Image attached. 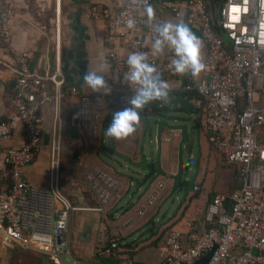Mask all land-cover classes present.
Here are the masks:
<instances>
[{
	"label": "built area",
	"instance_id": "1",
	"mask_svg": "<svg viewBox=\"0 0 264 264\" xmlns=\"http://www.w3.org/2000/svg\"><path fill=\"white\" fill-rule=\"evenodd\" d=\"M148 2L156 14L153 23H159L154 0ZM158 6L199 30L208 46L207 79L195 80L183 87V91L192 96L193 106L210 132L212 146L227 167L237 169L241 183L237 191L217 194L205 206L204 232H196L194 222L189 220L187 233L174 229L167 234L161 264H197L207 255L210 256L206 264H264V131L260 129L264 127V0H226L216 24L204 0L184 3L161 0ZM111 7L112 11L93 8L91 16L106 22L110 39L127 38L129 53L148 52L149 62L157 66V55H152L151 47L136 37L137 31L144 29L152 43V26L142 7L133 5L131 0H113ZM12 16L10 11L0 16L3 45L11 44ZM128 19L135 20L133 29L127 27ZM107 59L118 79L116 94L86 97L76 89L71 91L79 99L81 125L89 134H94L95 124L103 113L122 110L133 95L123 82L126 60L114 50ZM0 65L15 78L12 116L0 123V157L8 165L0 171L2 241L8 247L46 254L55 264H78L71 252L76 207L63 193L60 183L65 78L60 72L42 75L31 71L27 53H15L11 62L0 59ZM46 83L54 86L52 98L43 94ZM48 102H53L54 107L50 184L41 188L25 180L23 173L35 161L41 147L42 109ZM143 114L155 115L150 108L143 110ZM18 126L24 127L26 141L21 147H12L7 142ZM174 136L164 135L163 142L171 143ZM84 176L98 201L92 210L102 218L118 183L97 167L86 171ZM167 180L156 181L135 212L119 225H101L100 233L106 242L99 246L97 256L135 264L123 257L122 243L138 221L156 206L168 186ZM194 191L201 192V188L196 185Z\"/></svg>",
	"mask_w": 264,
	"mask_h": 264
},
{
	"label": "crops",
	"instance_id": "2",
	"mask_svg": "<svg viewBox=\"0 0 264 264\" xmlns=\"http://www.w3.org/2000/svg\"><path fill=\"white\" fill-rule=\"evenodd\" d=\"M112 1L0 0V16L8 11L13 13L9 20L12 33L11 44L3 45L0 37V59L11 62L15 53H27L30 56L31 71L42 75L47 72L52 75L60 72L65 78L60 183L63 193L76 207L72 217L71 252L78 264H121L119 259L97 256L96 251L99 246L106 242L100 233V227L104 223L111 226L119 225L133 213V210L148 193L143 194L145 188L136 194L129 193L127 181L116 175L101 157V155L109 157L108 152L112 151L133 157L139 147L142 123L138 124L139 131L135 132L130 140H115L106 137L104 131L111 123L112 115L119 111L112 109L103 113L99 122L95 124L94 134H89L81 125L79 99L71 94L72 89H76L80 95L86 97L104 95L103 93H93L83 86L82 77L84 73L87 70L99 71L100 66L105 61L109 64L107 55L113 50L121 58L127 59L129 54L127 38L110 39L106 22L91 16L93 8L112 11ZM160 1L154 0L153 3L159 10V22L169 19L185 22L182 18H176L171 12L160 9L158 6ZM169 1L184 3L193 0ZM225 1L204 0L215 24L220 19L219 10ZM190 28L202 41L201 58L206 67L195 78L190 75L178 76L171 69L172 51L166 49L163 54H158L157 68L162 73V78L169 84L168 97L173 95L192 97L183 91V87L195 80H205L208 77V46L205 44L200 31ZM136 37L144 45L151 47V42L144 29H139ZM103 74L111 88L110 94H116L119 91L118 79L112 67L110 66V69ZM14 84L13 74L0 65V123L7 121L12 116ZM43 94L50 98L54 97L55 90L52 83L44 85ZM162 105L167 108L168 102L163 100ZM194 114L196 115V127L200 132L199 148L194 151V154L200 163V167L196 171L193 169L192 175L196 174L195 186L198 185L201 192H191L177 215L174 216L178 203L175 207L167 209L170 202L168 198L173 189L172 181L167 180L168 188L151 210L152 212H148L138 221L133 231L126 236L122 243L123 257L132 259L135 264H161L165 239L170 231L176 229L187 233L186 223L191 220L194 222L196 232H204L207 229L204 221L205 206L217 194L229 195L241 186L237 169L227 167L221 154L212 146L210 132L207 130L204 118L195 108ZM141 115H143L142 120L145 116L143 112ZM42 116L44 130L41 147L36 154L35 161L25 169L23 176L29 183L47 188L50 184V151L54 128L53 102H48L42 109ZM25 141L24 127L18 126L12 139L7 143L12 147H21ZM179 141L180 137L178 133H175L174 141L163 147L164 161L167 160L171 152L174 167L177 162ZM7 167L5 159L0 157V171ZM95 167L103 169L118 183V188L106 205L105 214L102 218L99 213L92 210L98 206V201L95 193L88 188L84 176L86 171ZM0 242L5 249H13V247H8L2 242L1 230ZM31 252L39 253L37 251Z\"/></svg>",
	"mask_w": 264,
	"mask_h": 264
},
{
	"label": "clouds",
	"instance_id": "3",
	"mask_svg": "<svg viewBox=\"0 0 264 264\" xmlns=\"http://www.w3.org/2000/svg\"><path fill=\"white\" fill-rule=\"evenodd\" d=\"M131 3L142 7L147 22L152 26V55L163 54L166 49L171 50L172 71L178 76L198 77L206 67L201 58L202 41L188 24L171 19L153 23L156 14L148 0H131ZM135 24L134 19L126 21L129 29H133ZM126 65L123 82L130 87L133 95L127 99V107L112 115L111 123L104 131L106 137L115 140L132 136L141 122L143 110L150 104L167 99L170 90L157 66L149 62L148 52H130ZM109 69L110 65L105 61L99 71L87 70L82 77L83 86L93 93L110 94L111 88L103 74Z\"/></svg>",
	"mask_w": 264,
	"mask_h": 264
},
{
	"label": "water",
	"instance_id": "4",
	"mask_svg": "<svg viewBox=\"0 0 264 264\" xmlns=\"http://www.w3.org/2000/svg\"><path fill=\"white\" fill-rule=\"evenodd\" d=\"M164 101L168 102V106L161 114L142 118L143 128L135 155L128 157L115 151L108 152L109 157L123 163H118V168L110 164L108 167L127 181L128 192L132 194L145 188L143 194L146 195L150 187L160 178L172 181L173 189L168 198L170 202L167 209H171L172 205L178 201L177 211L174 215L176 216L187 196L195 188L196 174L192 175V172L193 169L196 171L200 167L194 154V151L199 148L200 132L195 123L196 115L192 97L173 95ZM175 133H178L180 141L177 147V162L174 167L171 152L166 161L163 159V136ZM207 262L208 258H204L197 264H206Z\"/></svg>",
	"mask_w": 264,
	"mask_h": 264
},
{
	"label": "rangeland",
	"instance_id": "5",
	"mask_svg": "<svg viewBox=\"0 0 264 264\" xmlns=\"http://www.w3.org/2000/svg\"><path fill=\"white\" fill-rule=\"evenodd\" d=\"M260 129L264 131V127H261ZM167 144L169 145V143L164 142L163 145ZM101 157L107 164L114 165L116 168H118V163L123 164L112 157H105L104 155H101ZM113 160H115V163H113ZM192 167H194V165H192ZM177 203L178 201H176L172 206L175 207ZM167 207H169V204ZM133 212H135V209ZM0 264H55V262L51 260L48 255L43 253H35L18 247H13V249H5L0 242Z\"/></svg>",
	"mask_w": 264,
	"mask_h": 264
},
{
	"label": "trees",
	"instance_id": "6",
	"mask_svg": "<svg viewBox=\"0 0 264 264\" xmlns=\"http://www.w3.org/2000/svg\"><path fill=\"white\" fill-rule=\"evenodd\" d=\"M222 7V6H221ZM220 7V8H221ZM220 11H221V9L219 10V13H220ZM216 27V26H215ZM162 102L163 101H160V102H155V103H153V104H150L149 106H147L144 110H146V109H148V108H150L152 111H153V113L154 114H161L164 110H165V107L164 106H162ZM143 115H141V117H142ZM209 256L210 255H207L205 258H208L209 259ZM204 259V258H203ZM202 259V260H203Z\"/></svg>",
	"mask_w": 264,
	"mask_h": 264
}]
</instances>
